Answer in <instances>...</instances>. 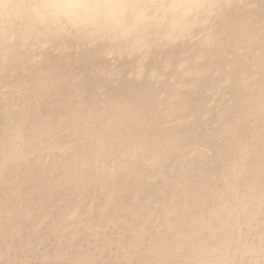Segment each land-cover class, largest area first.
Instances as JSON below:
<instances>
[{"label":"rangeland","instance_id":"obj_1","mask_svg":"<svg viewBox=\"0 0 264 264\" xmlns=\"http://www.w3.org/2000/svg\"><path fill=\"white\" fill-rule=\"evenodd\" d=\"M28 107L38 112L16 128ZM35 122L52 136L33 144L28 175L26 159H0V174H15L0 186V264H264V0H0V132L24 136ZM162 142L167 158L153 162ZM47 159L49 198L73 199L54 211L64 224L23 237L39 215L25 206L49 199L33 185ZM202 185L213 195L199 214L189 197L205 196ZM107 202L113 225L99 212ZM176 226L208 249L148 256L149 234Z\"/></svg>","mask_w":264,"mask_h":264},{"label":"bare ground","instance_id":"obj_2","mask_svg":"<svg viewBox=\"0 0 264 264\" xmlns=\"http://www.w3.org/2000/svg\"><path fill=\"white\" fill-rule=\"evenodd\" d=\"M241 101H239L238 104H241V105H248L249 103V97H245V98H241L240 99ZM248 100V101H247ZM247 101V102H246ZM234 102V101H233ZM29 113H32V109L31 107H28L27 108ZM38 112V110L35 108L34 111H33V114L28 118V119H23L20 118L18 119L16 122H15V127L16 128H21L22 125H26L27 122H31V117L34 116V114ZM45 112V111H44ZM177 113H179L177 111ZM230 113H233L232 110H230ZM3 123V122H2ZM10 123L9 120H6V127L7 125ZM46 124V123H44ZM34 128L35 130H33L32 132H30L29 134H25L24 136H20V137H16V132L14 130H12V137L11 135H8L6 131H3L0 132V159L4 157L3 154L7 153L9 155V157L11 158H14L15 160H22V159H26L27 162L25 164L26 168H25V171H24V175L27 176L29 171L31 170V162L33 163L34 162V159L31 157V151L30 149L32 148L33 144L36 143L37 141H39V143H42L41 145L43 146H46L42 140L44 138L48 139L50 136H52V134L50 133L49 130H47L46 128H44L43 125H41L40 123L38 122H35L34 123ZM5 132V133H4ZM25 139V140H24ZM23 140L24 144L21 143V141ZM178 143V142H177ZM176 143V144H177ZM173 144L175 143H170V146H172ZM168 145V142H162L161 145H160V148L162 149V151H159L157 153H159L160 155H157L153 158V162H156L158 159H161L163 157V155H165V157H163L162 160H165L167 158V155L166 153H164L166 151V147ZM174 146V145H173ZM24 148V150L22 151V149ZM48 149H50L49 147H46L44 149V151H46V155L49 156V151ZM22 151V152H21ZM93 152L94 153H98V150L97 149H93ZM155 152V153H156ZM162 154V155H161ZM6 159V158H5ZM16 160V161H17ZM48 160V159H47ZM53 169V165L51 164V162L48 160V161H44L39 167H38V170L36 173L38 174H41V177L39 179H36L35 182H34V188L36 190H40V189H43L47 192V196L49 198L50 195H52V193L55 191L56 192V188H55V179L53 178L52 176V172L51 170ZM55 169L58 170V167L57 165L55 164ZM15 177V174L8 179V177H4V175L0 174V186H3V185H7L6 189L8 188L10 182L12 181V179ZM185 179V178H184ZM183 179V180H184ZM260 184L259 185H264V183H262V180L259 181ZM98 182L94 183V187L96 188H99L102 184H103V181H101L99 184H97ZM79 184V182H78ZM81 185V183L79 184ZM119 186V180L116 178V176H114L113 178H111V180L109 182H106L102 185L101 187V195L103 197H107L106 199H109L111 197V193L113 192L112 188L114 186ZM190 185V184H189ZM36 186V187H35ZM78 186V185H77ZM186 186V185H185ZM202 189H205L206 186L202 185L201 186ZM254 191H257L255 189H253ZM8 192L10 193V191L8 190ZM97 191L95 189L89 191V194L93 195L95 194ZM7 193V190H3V192L0 194V209L3 208V206L5 205L4 204V200L2 199L3 196H5ZM71 192L69 191V194L67 196L66 199H58V200H55V199H47L46 197H44V199H42L39 203V207H30L29 205H26L25 206V209H24V212L26 214V218L28 215H30L32 212H36L39 211V215L38 217L35 219V220H38L37 223L33 224L31 227H30V222L28 223V225H24L23 228H21L20 230H18V234H23L22 236L24 237L25 235L27 236H30V228H34L33 231L35 232H39L41 229L45 228V226L42 227L44 223V221L46 222V220L54 223L55 220V217H54V211L56 210H60L62 212H66L67 208L69 207V204L71 202V200L73 199L71 196H70ZM204 194L205 196H202L200 194H195L193 197H189L190 199V203H194L196 205H194L195 209H197V212L199 214H203L205 211H207L206 207H209L211 206V194H212V189L210 187L209 191H207V189H205V191L202 193ZM96 197L94 196V198L96 199H99L100 198V195L98 193H96ZM213 195V194H212ZM151 200V199H150ZM247 200H245V203ZM249 202V201H248ZM244 203V204H245ZM93 204L91 205H88V204H85L83 203V208L84 209H88L92 206ZM112 206V202H107L106 206H104V208H99V212L101 213V215L104 217L105 221L107 223H109V225H113V221L111 220V217L112 216H109L110 215V209H111ZM34 209V210H32ZM45 210V211H44ZM96 210V209H95ZM203 210V211H202ZM97 211V210H96ZM113 212L115 214H117V211H116V208L114 207L113 209ZM210 213V212H209ZM95 213H93L91 215V218L93 219L95 216H94ZM214 216H217L219 214H213ZM26 218H22L21 216L19 217L20 219V222L21 221H24ZM98 217H96V219H93V223L92 225L90 224V228L91 230L92 229H96L97 228V225H96V222L98 221ZM26 221H28L26 219ZM65 219L62 220V219H58L57 222L58 224H64L65 223ZM121 221H115L114 224H119ZM261 224V223H260ZM133 225V224H132ZM133 228V229H132ZM262 228V227H261ZM5 229V226L3 224V222L0 220V237H5V233L3 232V230ZM174 230H169L168 228L162 230L160 232V235L159 236H156V233H153V234H149L150 238L148 239V241H150V244H149V248H148V256L149 254L151 253V255L153 254L154 256H156V258H159V257H166L165 256V250L161 248L163 247H168V250L169 251H172V250H176V249H184V252L185 251H188L190 253H195L196 251H201V250H207L208 249V245H207V242H205L206 240L202 239L201 235L198 236V237H193V236H186L185 234H181V233H178V231L180 230V227L178 228L177 226L175 228H173ZM263 229V228H262ZM200 230V227L199 229ZM259 230V229H258ZM129 231H132L134 232L135 231V227L134 226H131ZM16 232V230L14 231ZM45 232V231H43ZM48 233H50V229L47 230ZM235 233V232H234ZM263 233V232H262ZM249 234V233H248ZM243 235V234H242ZM246 235V234H245ZM255 235V234H254ZM262 235V234H261ZM256 236V235H255ZM47 237V234H44L41 236H39L38 233H35L34 236H33V240L35 242H38L39 240H41L42 238L43 239H46ZM237 237V236H235ZM241 237V236H240ZM135 238V237H133ZM132 238V241L131 242H128L127 243V247H132L133 245H137L139 243V241H135L134 239ZM223 238V237H222ZM239 238V236H238ZM237 238V239H238ZM264 238V237H263ZM19 239L20 241L19 242H15V249H20L21 250V247L23 246H27V243L24 242L20 236H19ZM142 239V238H141ZM236 239V238H235ZM241 241V239H239ZM263 240V239H262ZM2 239L0 240V256L2 255V252H3V245L4 243L1 242ZM233 241V240H232ZM40 242V241H39ZM226 242V241H225ZM11 245V244H10ZM189 245L190 247V251L186 248V246ZM62 244L59 243L57 245H55V248H57L58 250H61L62 249ZM13 247V246H12ZM29 248V246H28ZM211 249V248H210ZM22 251V250H21ZM152 251V252H151ZM213 251V250H212ZM189 253V254H190ZM234 253V252H233ZM155 254H158V255H155ZM148 256H144V257H148ZM20 258L21 261L24 262V264H26L28 261L29 263H32V264H39L38 261L37 263L35 261H30L32 260L31 257L27 258V259H23L21 257H18ZM86 258V256H79L77 257V261L74 263V264H81L83 262V259ZM130 258H133V254H131L130 256H128V259ZM183 258V257H182ZM215 258H217V256H215ZM184 259V258H183ZM208 259V258H207ZM212 259V257H211ZM19 260V261H20ZM185 260V259H184ZM183 260V261H184ZM213 261V260H212ZM189 262V261H188ZM203 262V261H202ZM16 263V262H15ZM19 263V262H18ZM175 263V262H174ZM204 263V262H203ZM6 264V263H5ZM14 264V263H13ZM131 264V263H130ZM145 264H148L147 262ZM166 264H171V262H167ZM190 264V263H189ZM196 264V262H195ZM214 264V263H213ZM226 264V263H225Z\"/></svg>","mask_w":264,"mask_h":264}]
</instances>
